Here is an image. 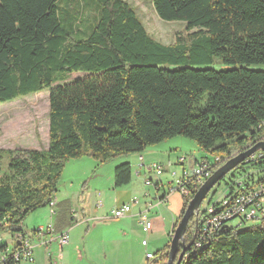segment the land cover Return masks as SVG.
Instances as JSON below:
<instances>
[{
	"label": "trees",
	"instance_id": "16d2710c",
	"mask_svg": "<svg viewBox=\"0 0 264 264\" xmlns=\"http://www.w3.org/2000/svg\"><path fill=\"white\" fill-rule=\"evenodd\" d=\"M62 2L0 0V104L49 91L48 149H0V233L27 234L25 220L55 198L70 160L105 164L178 136L230 159L264 140V70L250 69L264 66V0H152L161 20L186 23L170 45L126 0H93L98 20L76 40L62 25ZM132 175L130 164L116 167L115 187ZM262 181L264 156L247 159L206 206L222 186L233 194ZM183 197L172 233L191 200ZM246 224L200 241L202 223L192 218L181 264H264V221ZM169 250L151 264H167Z\"/></svg>",
	"mask_w": 264,
	"mask_h": 264
},
{
	"label": "crops",
	"instance_id": "0c3cea01",
	"mask_svg": "<svg viewBox=\"0 0 264 264\" xmlns=\"http://www.w3.org/2000/svg\"><path fill=\"white\" fill-rule=\"evenodd\" d=\"M178 149V146L163 142L148 148L140 157L143 158L145 165L158 163L164 166L168 163L170 168L171 154ZM176 159L178 160V157ZM103 168L104 164L87 157L70 160L67 163L60 185L62 191H58L54 198L57 203L56 213L52 215L47 207L31 214L24 223V228L33 235L34 262L32 264H113V258L116 257L115 251H118L120 256L126 255L131 247L132 237L136 234L142 237L139 249L145 250L146 255L148 253L155 255L157 249L151 248L149 242L148 247L142 245V242L146 241L143 237L147 236L141 225L144 215L152 222L155 230L157 226H161L165 233H172L178 218L173 216L167 206L168 197L164 199L166 190L161 179H159L161 182L159 190H156L155 186H146V180L153 179L155 176L143 169L139 170L137 166L135 174L132 173L135 178L132 175L131 183L128 186L116 188L114 172H111L109 181L103 180ZM154 180L157 181V179ZM134 198L138 199V203L133 205L131 214L116 221L117 226H113L111 230H105L103 228L106 226L97 225L107 221L105 220L108 216L107 211L113 205L114 210V208L131 204ZM112 199L114 203L110 205ZM99 202L102 204L101 207H98ZM73 206H79L80 212L74 210ZM110 218L115 219L112 216ZM133 223L139 224L140 227L130 228L126 225ZM50 225L54 227L56 233L68 232V244L61 247L51 235L47 234L42 238L33 234L37 229ZM3 244L9 247L4 240ZM146 255L145 258L149 264ZM116 262L118 263L117 259ZM131 264H135L134 261ZM138 264H145L143 256Z\"/></svg>",
	"mask_w": 264,
	"mask_h": 264
},
{
	"label": "rangeland",
	"instance_id": "374dc122",
	"mask_svg": "<svg viewBox=\"0 0 264 264\" xmlns=\"http://www.w3.org/2000/svg\"><path fill=\"white\" fill-rule=\"evenodd\" d=\"M137 12L138 17L146 27L148 33L158 42L164 45H170L174 43L176 36L179 33H184L186 29L185 22H166L161 20L152 5V0H126ZM59 15L63 27L67 30L69 35L76 39H84L87 35L92 32L94 26L98 20V14L96 5L93 0H63L59 4ZM216 70L223 68L220 64H214L213 67ZM253 70L263 71V65H253L250 67ZM86 77L84 74H74L71 80L82 79ZM49 91H44L39 94L30 95L28 97L7 103L0 104V149L4 150H18V149H29V150H46L49 144ZM171 143L173 146H178L179 149L171 154V164H164L166 171L160 178L163 182L166 194H168L167 206L172 212L175 218H179L184 206V197L181 192L176 191L177 185L176 180L182 175L185 169L188 173H193L196 162H202L208 159L209 162L214 163L216 154H211L202 151L196 142L184 137H175L171 140L165 141ZM164 142V143H165ZM159 145V144H158ZM168 145V144H165ZM150 148V147H149ZM148 149V148H147ZM234 150V147L231 146ZM142 154H126L116 157L109 162L104 164L103 168V180L110 179L111 172H114L115 168L122 164H130L132 167V173L135 174L136 168L139 164V157ZM237 152L233 151L232 157ZM222 157H217L213 166L214 172L223 166L229 159L225 154H221ZM178 157V160L176 159ZM186 159L185 163L181 165L179 159ZM133 174V177L135 176ZM149 176V175H148ZM135 178V177H134ZM62 182H60L61 185ZM59 192L62 188L59 187ZM58 192V193H59ZM225 189L222 186L218 193L214 196L213 202H217L222 195L225 193ZM57 193V194H58ZM207 200L201 206V210L207 208ZM114 203V199L111 200L110 205ZM114 206V205H113ZM113 206L108 209L107 217L100 225H104L103 229L111 230L113 226H117L120 220H112ZM46 209V208H43ZM40 209V210H43ZM74 210L80 212L79 206H73ZM115 209V208H114ZM39 211V210H38ZM37 212V211H36ZM35 213V212H34ZM29 218V217H28ZM27 218V219H28ZM26 219V220H27ZM25 220V221H26ZM238 221L234 222L236 225ZM25 223V222H24ZM75 224V221L73 225ZM259 221L247 222V227L257 226ZM130 228H138L139 224H126ZM131 225V226H130ZM43 227V228H47ZM38 230V229H37ZM151 232V233H150ZM149 235H145L143 238L151 244V248L157 249L156 252L162 250L166 245L171 243V234L162 231L161 226H157L156 230L150 231ZM28 235H32V232H28ZM10 233H0V238L4 240V243L9 244L10 249L13 248L14 242L11 238ZM141 236L136 234L132 237L131 247L128 249V253L124 256H120L118 251H115V259L113 258V264H131L133 261L138 264L141 257L145 259V264H148L145 258V250L139 249L141 245ZM152 252V251H151ZM155 252V253H156ZM119 258L121 260L119 261ZM118 260V263L116 262ZM156 259V257H155ZM154 259V260H155ZM152 261V260H151ZM151 264V262L149 263Z\"/></svg>",
	"mask_w": 264,
	"mask_h": 264
},
{
	"label": "built area",
	"instance_id": "2783aa9c",
	"mask_svg": "<svg viewBox=\"0 0 264 264\" xmlns=\"http://www.w3.org/2000/svg\"><path fill=\"white\" fill-rule=\"evenodd\" d=\"M264 127V124L260 127ZM259 127V128H260ZM264 142H255L247 146L250 148L257 143ZM245 148V149H246ZM264 152H257L252 155L250 159L262 158ZM184 158L179 159V162L183 165L185 163ZM216 160L218 158L216 157ZM209 162L208 159L203 160L202 162H196L193 173H188L185 170L182 173L180 178H177L176 185L183 196L188 199L196 194L201 186L214 174L213 166L216 165ZM139 170H145L148 174H152L155 178L147 179L146 186L151 187L155 186L156 190L161 188V182L159 179L165 172V167L158 163H151L150 165H145L142 157L139 158L138 164ZM154 179H157L154 180ZM159 181V182H158ZM240 188H237L233 194L230 192H225L224 195L217 202L210 203L204 215L198 216L199 222L202 223L201 232H200V241L206 238H210L214 234H217L223 228L227 227H239L242 225V221H259L262 223L264 221V181L257 182L255 184H249L244 186L239 184ZM138 203V199L134 198L131 204L123 205L120 208H115L112 211V217L115 219L124 218L127 215L131 214L132 207L134 204ZM56 201L53 198L48 205L52 215L56 213ZM102 204L99 202L98 207H101ZM237 222L236 225H233L234 222ZM145 233H149L153 229V224L146 218V215L143 216L141 223ZM37 237H44L45 235H51L54 237L58 243L63 247L69 242L68 232H63L61 234L56 233L54 227L50 225L49 227L40 228L34 231ZM35 235V236H36ZM173 233H171L172 238ZM32 236L23 233H17L12 235V241L14 242L13 248L9 249L8 246L3 244V239L0 238V264H32L34 262V247L32 244ZM143 247H148V242H142ZM3 246V249H1ZM199 246V243L197 244ZM149 263L153 262L156 254L148 253L146 255ZM152 260V261H151Z\"/></svg>",
	"mask_w": 264,
	"mask_h": 264
},
{
	"label": "water",
	"instance_id": "95a60500",
	"mask_svg": "<svg viewBox=\"0 0 264 264\" xmlns=\"http://www.w3.org/2000/svg\"><path fill=\"white\" fill-rule=\"evenodd\" d=\"M257 152H264V142L257 143L250 148L240 151L231 157L223 166L214 172V174L199 188L196 194L190 200L188 207L177 224L171 238L169 259L167 264H181L187 251L185 234L192 218H198L200 209L206 198L216 186L239 165L246 162ZM180 246L182 251L179 252Z\"/></svg>",
	"mask_w": 264,
	"mask_h": 264
}]
</instances>
